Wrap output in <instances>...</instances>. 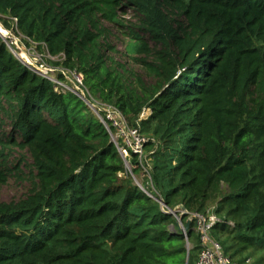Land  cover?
Returning <instances> with one entry per match:
<instances>
[{"label":"trees","instance_id":"1","mask_svg":"<svg viewBox=\"0 0 264 264\" xmlns=\"http://www.w3.org/2000/svg\"><path fill=\"white\" fill-rule=\"evenodd\" d=\"M0 16L153 149L151 169L132 155L128 174L90 99L62 73L69 89L31 71L0 36V187L22 168L32 187L0 203V264H196V222L187 240L180 228L194 213L220 219L211 236L235 263L264 264V0H0ZM102 22L150 83L113 66ZM13 148L31 163L9 166Z\"/></svg>","mask_w":264,"mask_h":264},{"label":"rangeland","instance_id":"2","mask_svg":"<svg viewBox=\"0 0 264 264\" xmlns=\"http://www.w3.org/2000/svg\"><path fill=\"white\" fill-rule=\"evenodd\" d=\"M131 13L127 14L126 18L129 19L131 22H135L132 19ZM7 23L9 26L6 25L4 19L0 16V28L3 29L4 32L8 33V37H3V39H6L8 42H12L14 44H18L17 55L19 59L25 64L27 67H31L34 69V71L39 74L40 76L43 75L44 77H51L54 81L57 83L58 80V73H62L66 79H68L71 84L75 85V79L73 78V73L66 72L56 66L57 63L60 62L57 58H52L45 49H37L36 46L26 40L24 37L18 34V29L16 26V22L13 19L7 20ZM102 24L109 30L111 33L108 38V43L114 47L112 51H107V56L110 57L113 60L114 67L116 68L117 64H122L126 66V69L128 70H134L138 75H140L146 82L150 83L151 79L147 75V73L144 71L141 66L134 64V62L126 55L125 50V43L127 42L126 39H124L120 33H118L117 30L113 29L110 25H108L105 22H102ZM0 30V31H1ZM4 35V34H3ZM6 35V34H5ZM102 45H105V42L101 39ZM86 97L90 99L91 102H89V105L92 107V109L96 110L99 115L104 118V113H106L110 108L111 105L103 102L101 99L95 97L90 93V91L87 89L85 91ZM145 115L142 119H147L149 117V110L144 111ZM0 119H2L3 123L0 121V125L4 126V130H0V133L2 131H7L9 129L10 122L5 119L4 116H1ZM4 119V120H3ZM143 135L146 137V139H150L152 141L151 134H147L146 132H143ZM151 150L153 149H147V152L145 151V154L143 156V163L145 167L148 169V171L151 169V163L152 160L149 158L151 154ZM8 157L9 166L18 164L19 162H26L27 164L31 163L30 154L26 151H22L19 149H11L8 151ZM129 161V160H128ZM131 162V161H130ZM25 167V166H23ZM131 168L133 170V166L131 165ZM22 170L25 172L26 176L24 178L19 177H12L10 178L9 182L0 187V203H11V202H17L23 198H25L29 192L31 191V183H30V177L28 176V170L26 168H22ZM147 179L149 182L147 183ZM134 181L136 184H139L141 187L144 185L148 186L150 190L152 187V193L155 194L157 191L156 188L152 185V182L150 181V178L148 175H139V177H134ZM143 185V186H142ZM157 193H159L157 191ZM215 208L211 207V212H214ZM182 225V224H181Z\"/></svg>","mask_w":264,"mask_h":264},{"label":"built area","instance_id":"3","mask_svg":"<svg viewBox=\"0 0 264 264\" xmlns=\"http://www.w3.org/2000/svg\"><path fill=\"white\" fill-rule=\"evenodd\" d=\"M0 36L2 38L8 37V35L1 34ZM4 41L13 56L21 61V59L15 56L17 55L16 48H18V44H14L12 42L10 43L6 39H4ZM27 68H29L31 71H34V69L30 66H27ZM70 73H73V78L75 79V85H72L75 90L72 89V91L76 92L77 95L81 97V99L87 102L85 94V91H87V89L84 85V77L79 73ZM41 76L44 77L43 75ZM44 78L57 83L51 77ZM57 84L66 86L65 88L69 89V83L58 82ZM92 110L110 132L112 141L114 142L119 153L126 162L127 173L133 175L130 165L132 155H136L139 159L140 166L145 168V165L143 163V156L146 151V144L148 142V139H146V137L141 133L139 125L137 127H131L127 123L123 114L117 108L112 106L106 113H104V118H102L96 110ZM144 115L145 112L142 114L141 118H143ZM137 185L146 193H148V191L141 187L139 184ZM181 213H185V211H181ZM188 220H190V222H196L197 233L199 235V241L201 245V251L199 253L196 264H237L229 256L225 255L223 247L219 243H217L211 236V230L213 226L220 222V219L215 214L210 213L208 215H202L199 213H194L190 215ZM184 234L187 240V235L185 232Z\"/></svg>","mask_w":264,"mask_h":264},{"label":"water","instance_id":"4","mask_svg":"<svg viewBox=\"0 0 264 264\" xmlns=\"http://www.w3.org/2000/svg\"><path fill=\"white\" fill-rule=\"evenodd\" d=\"M179 208H180L182 211H185V209H184L183 206H180ZM173 213H174V212H173ZM185 214H186V213H183L181 216L178 217V219H179V223H180V220L182 219V217H183ZM186 217H188V216H187V215L184 216V218H186ZM180 224H181V223H180ZM190 225H191L190 220H187V221H186V225H185V226H184V225H181L180 228H181L182 232L187 233V231H188L189 228H190Z\"/></svg>","mask_w":264,"mask_h":264},{"label":"bare ground","instance_id":"5","mask_svg":"<svg viewBox=\"0 0 264 264\" xmlns=\"http://www.w3.org/2000/svg\"><path fill=\"white\" fill-rule=\"evenodd\" d=\"M0 30H1V28H0ZM0 34H1V35H3V34H4V35H5V34L7 35L8 33H7V32L5 33L4 30L2 29V30L0 31Z\"/></svg>","mask_w":264,"mask_h":264}]
</instances>
